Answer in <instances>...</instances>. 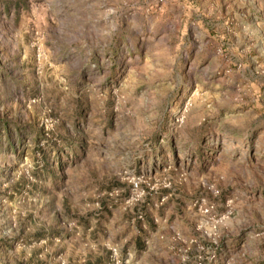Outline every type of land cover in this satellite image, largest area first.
<instances>
[{
    "label": "rangeland",
    "instance_id": "374dc122",
    "mask_svg": "<svg viewBox=\"0 0 264 264\" xmlns=\"http://www.w3.org/2000/svg\"><path fill=\"white\" fill-rule=\"evenodd\" d=\"M0 264H264V0H0Z\"/></svg>",
    "mask_w": 264,
    "mask_h": 264
}]
</instances>
